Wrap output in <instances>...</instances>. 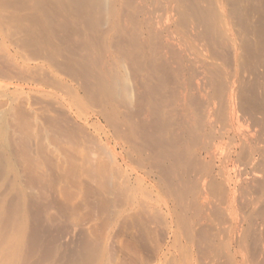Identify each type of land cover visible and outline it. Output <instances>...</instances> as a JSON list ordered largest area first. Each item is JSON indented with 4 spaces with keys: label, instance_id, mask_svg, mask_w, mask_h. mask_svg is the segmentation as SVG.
Wrapping results in <instances>:
<instances>
[{
    "label": "bare ground",
    "instance_id": "obj_1",
    "mask_svg": "<svg viewBox=\"0 0 264 264\" xmlns=\"http://www.w3.org/2000/svg\"><path fill=\"white\" fill-rule=\"evenodd\" d=\"M2 1L0 264L95 248L61 159L131 240L164 227L151 264H264V0Z\"/></svg>",
    "mask_w": 264,
    "mask_h": 264
},
{
    "label": "rangeland",
    "instance_id": "obj_2",
    "mask_svg": "<svg viewBox=\"0 0 264 264\" xmlns=\"http://www.w3.org/2000/svg\"><path fill=\"white\" fill-rule=\"evenodd\" d=\"M6 5L7 4H5L4 1L0 0V8L2 9L0 10V18L3 21H6L7 28L4 29L6 33L5 38L8 42L17 41L18 39L13 32L15 28L14 26L12 27L9 25V13H7ZM26 53L30 54V51H26ZM227 54L230 55L231 53L229 54L228 52ZM226 66V68H228L230 71L234 70V64L232 62L227 63ZM2 100L4 99H2V97L0 96V101ZM49 142V140L46 141L47 146L49 145L48 148L50 147L51 150L53 149L54 151V148L50 145ZM53 153L55 154L56 152ZM54 158L52 159L54 161H57L59 159L57 158L56 154ZM59 165L62 177L65 176L67 178V180L64 179L60 183L62 198L66 203H71L72 206L76 209V223L75 221L72 222L73 220L69 218L67 222H63V225H59L58 231L61 230V232L66 234L63 237V244H67L68 246L70 245L74 249L81 248L82 250V246H84L85 242L84 236L88 233L86 236L88 237L87 239L89 240V242L87 243H96V246L94 249H88V247L85 249L84 255L86 261L84 260L83 264L92 263V258L95 257V254H97V252L101 250L102 252H104V264L153 263L155 257V254L153 253L154 244L156 242H162L167 236L164 227L156 223H151L149 227L153 237L152 239H146L145 237L142 238L141 235L136 234L135 239L131 240L126 231L121 227L122 223L115 224L111 219L110 212L106 210L107 206L105 205V203L99 201L98 199H96V197L93 198L87 196V193L85 191L80 193L79 190H77L75 186L70 182V178L72 179V177H69L71 175L70 165L64 164L63 159H61ZM75 224H78L80 226V230H78V227L77 229L73 227L75 226ZM61 226H63V228ZM66 232L71 236H69ZM70 232H72V234ZM55 233L57 234V231ZM90 238L92 239V241L90 240ZM174 253L176 254V256L179 255L177 251H174Z\"/></svg>",
    "mask_w": 264,
    "mask_h": 264
}]
</instances>
